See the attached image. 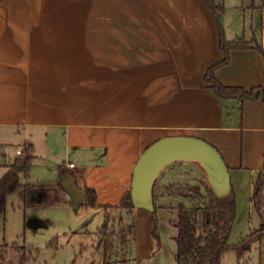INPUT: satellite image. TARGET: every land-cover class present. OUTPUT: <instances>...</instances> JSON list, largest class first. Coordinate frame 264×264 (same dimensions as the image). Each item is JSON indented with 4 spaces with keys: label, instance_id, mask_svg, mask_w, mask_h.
Here are the masks:
<instances>
[{
    "label": "crops",
    "instance_id": "crops-1",
    "mask_svg": "<svg viewBox=\"0 0 264 264\" xmlns=\"http://www.w3.org/2000/svg\"><path fill=\"white\" fill-rule=\"evenodd\" d=\"M229 9L241 12V29L222 18L226 39L256 36L263 50L231 51L217 80L264 88V23L249 34L248 9ZM220 40L202 0H0V146H33L30 171L21 175L22 184L37 186L31 208L50 198L89 207L105 224L125 217L128 226L120 204L134 167L168 136L204 139L224 154L234 186L245 173L253 189L264 166V103L247 101L241 113L205 82L224 59Z\"/></svg>",
    "mask_w": 264,
    "mask_h": 264
},
{
    "label": "rangeland",
    "instance_id": "rangeland-1",
    "mask_svg": "<svg viewBox=\"0 0 264 264\" xmlns=\"http://www.w3.org/2000/svg\"><path fill=\"white\" fill-rule=\"evenodd\" d=\"M214 1L219 2V0ZM250 1L226 0L224 4L225 9H229L234 4H242L248 9L245 15V28L249 34L252 26L254 32L257 33L258 28H261L264 23V0H257V6H261L260 10L250 8ZM225 12L224 16L222 15L224 23L231 25V29L240 30L241 22L238 18L241 12H236L233 9ZM235 25L237 26L234 27ZM21 143L0 146V165L12 163L16 158V152L20 150ZM235 150L240 158L239 141L236 143ZM1 172L2 169H0ZM236 177H239L240 180ZM203 180L207 182L199 165L177 162L163 171L158 183L160 186L170 183L199 184ZM234 183L237 216L228 240L229 246L242 242L260 226V218L250 201L253 189L249 175L245 173L236 175ZM47 200L37 208L26 209L18 194L8 197L6 213L0 226V245L4 246L2 248L6 253V258L13 264H19L22 257L19 250L26 246L33 250V255L36 258L30 264H103V242L102 237L98 234V229L105 224V220L95 215V211L89 207L76 208L68 203L55 204L50 198ZM182 201L191 207L189 202L183 198L165 197L157 202L158 209H155L152 219L154 217L157 219L159 240L153 239L150 235L145 245L135 242L129 255L130 261L127 264H177L178 232L170 225L171 221L177 218V212L161 208V206L176 205ZM132 220L133 216L129 223ZM35 222H38L43 228L35 231ZM122 222L121 224V220L117 216L114 226L119 234L124 233L127 228L128 222L125 217ZM15 244H17L16 247ZM259 256L260 245L255 244L252 250L241 259L238 258L234 250H228L224 254L221 264H260Z\"/></svg>",
    "mask_w": 264,
    "mask_h": 264
},
{
    "label": "trees",
    "instance_id": "trees-1",
    "mask_svg": "<svg viewBox=\"0 0 264 264\" xmlns=\"http://www.w3.org/2000/svg\"><path fill=\"white\" fill-rule=\"evenodd\" d=\"M213 12L217 23L221 28L220 47L224 53V59L209 67L205 74V82L223 101H236L240 105L242 113L247 101H262L264 103V88L256 87L245 90L239 87H227L221 84L216 77L217 71L230 62V54L233 50L255 49L263 50L261 41L256 37H242L229 41L226 39L221 19L225 12V6L216 4L214 0H202ZM34 149L31 144H26L10 165H5L6 171L0 175V226L7 209L8 197L18 194L24 202L26 209L32 207L30 196L36 189V185L22 184L21 175L28 174L33 159ZM175 164V163H174ZM62 176V174H61ZM160 178V177H159ZM159 180V179H158ZM89 194L88 204L94 206L96 198L94 191L87 190ZM165 197L183 198L191 207L183 201L176 205L161 206L177 212V218L170 225L177 230V264H221L224 254L228 250H234L239 259L252 250L255 244L260 245V264H264V166L254 178L251 204L260 218V226L251 232L242 242L236 245H228V240L233 230L237 216L236 198L226 202L221 208L205 180L199 184L170 183L160 186L156 183L154 188L155 209L157 202ZM120 207L126 209L133 216V206L130 191L125 195ZM27 218V215H25ZM151 235L159 240V227L157 219L152 222ZM103 264H127L133 244L136 242V233L133 220L127 226L124 233L119 234L114 226V220H108L102 230ZM15 247L17 244L14 245ZM0 245V264H13L6 258V253ZM22 257L19 264H30L36 258L33 250L26 246L20 248Z\"/></svg>",
    "mask_w": 264,
    "mask_h": 264
},
{
    "label": "water",
    "instance_id": "water-1",
    "mask_svg": "<svg viewBox=\"0 0 264 264\" xmlns=\"http://www.w3.org/2000/svg\"><path fill=\"white\" fill-rule=\"evenodd\" d=\"M177 162L202 168L219 208L235 198L229 167L217 148L194 136L164 137L142 153L133 170L130 195L136 242L141 245L151 235L155 185L163 171Z\"/></svg>",
    "mask_w": 264,
    "mask_h": 264
},
{
    "label": "built area",
    "instance_id": "built-area-1",
    "mask_svg": "<svg viewBox=\"0 0 264 264\" xmlns=\"http://www.w3.org/2000/svg\"><path fill=\"white\" fill-rule=\"evenodd\" d=\"M20 154H21V151H18V152H17V155H20ZM70 167H71V168H73V167H74V165H73V164H71V165H70Z\"/></svg>",
    "mask_w": 264,
    "mask_h": 264
}]
</instances>
